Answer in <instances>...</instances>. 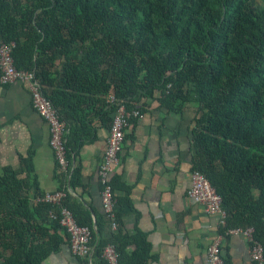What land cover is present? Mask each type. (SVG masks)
Returning <instances> with one entry per match:
<instances>
[{
	"label": "trees",
	"instance_id": "16d2710c",
	"mask_svg": "<svg viewBox=\"0 0 264 264\" xmlns=\"http://www.w3.org/2000/svg\"><path fill=\"white\" fill-rule=\"evenodd\" d=\"M3 42H15L17 66L36 73L67 122L69 167L61 205L43 200L33 155L0 174V264H44L71 244L64 207L92 228L84 264H106L109 243L120 264H150L146 235L129 233L121 213L116 230L106 214L95 221L69 188L84 185L76 160L120 104L142 115L152 99L176 113L197 106L193 170L223 197L221 230L254 227L264 245V0H0ZM110 186L131 205L133 185L115 176Z\"/></svg>",
	"mask_w": 264,
	"mask_h": 264
},
{
	"label": "crops",
	"instance_id": "0c3cea01",
	"mask_svg": "<svg viewBox=\"0 0 264 264\" xmlns=\"http://www.w3.org/2000/svg\"><path fill=\"white\" fill-rule=\"evenodd\" d=\"M149 103L137 122L130 121L121 165L111 175L134 186L131 205L116 201L115 212L121 213L124 228L131 234L140 232L147 236L153 256L150 264H211L209 246L219 237L230 264H254L248 236L223 233L221 216L208 213L189 195L197 155V106L190 104L184 112L176 113L160 107L156 99ZM108 135L109 129L101 127L97 142L82 149L76 166L83 169L84 185L76 190L69 188L95 221L105 215L99 167ZM51 138L50 126L34 107L29 86L19 81L0 83V174L6 167H20L23 158L33 155V175L40 182L41 191H60V165ZM121 195L116 191V196ZM44 264L84 262L67 243Z\"/></svg>",
	"mask_w": 264,
	"mask_h": 264
},
{
	"label": "built area",
	"instance_id": "2783aa9c",
	"mask_svg": "<svg viewBox=\"0 0 264 264\" xmlns=\"http://www.w3.org/2000/svg\"><path fill=\"white\" fill-rule=\"evenodd\" d=\"M14 47L15 42H3L0 45V83L2 85H10L19 81L29 86L33 96L34 107L50 126L52 135L51 143L56 152L58 162L61 168L67 171L69 167L66 146L68 124L61 117L54 103L44 94L42 89L43 85L36 76V73L34 71L20 69L17 66L14 56ZM108 98L110 101L115 100L113 94H109ZM132 116L138 118L141 115L138 110L134 111V113L128 112L126 107L120 104L113 125L109 130L107 148L99 167L100 182L103 186V208L105 214L110 219L112 228L115 230L118 228L115 212L117 200L110 186V179L114 170L121 165L126 129L130 125ZM67 195L68 192L66 190H60L54 193H47L43 200L55 205H61ZM189 195L198 203L204 205L208 213L220 215L222 223L224 225L227 224L228 213L223 207V197L218 193L208 177L201 171H193L192 186ZM61 223L71 234V247L73 252L78 256H92L95 250V246L92 244V228L88 225L79 223L74 212L66 207L62 209ZM229 232L244 233L248 236L252 243V258L254 264H264V245L255 238L254 227H236L230 229ZM208 253L211 264H230L224 253L222 238H217L209 246ZM103 256L106 264H120L119 252L113 243H109L105 246Z\"/></svg>",
	"mask_w": 264,
	"mask_h": 264
}]
</instances>
